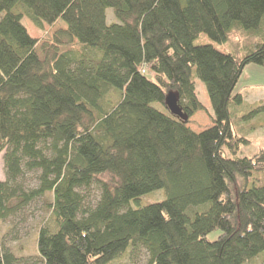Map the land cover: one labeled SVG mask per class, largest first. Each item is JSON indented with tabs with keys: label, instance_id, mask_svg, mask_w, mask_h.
Returning a JSON list of instances; mask_svg holds the SVG:
<instances>
[{
	"label": "trees",
	"instance_id": "1",
	"mask_svg": "<svg viewBox=\"0 0 264 264\" xmlns=\"http://www.w3.org/2000/svg\"><path fill=\"white\" fill-rule=\"evenodd\" d=\"M25 17L53 30L34 38ZM202 35L229 51L196 45ZM250 65L264 68V0H0V221L49 194L35 246L43 264L255 260L264 151L242 156L250 141L231 121ZM200 112L211 125L195 132ZM26 172L40 173L39 187H11ZM103 175L89 205L84 192ZM160 190L165 200L140 206ZM17 261L0 241V264Z\"/></svg>",
	"mask_w": 264,
	"mask_h": 264
},
{
	"label": "rangeland",
	"instance_id": "2",
	"mask_svg": "<svg viewBox=\"0 0 264 264\" xmlns=\"http://www.w3.org/2000/svg\"><path fill=\"white\" fill-rule=\"evenodd\" d=\"M107 22L111 24L115 22L114 14L111 9L107 10ZM23 25L34 38L42 39L46 34L53 30V27L44 24L43 28L38 27L29 17L23 19ZM58 27L65 28L64 22H59ZM196 45H212L222 52H228L227 46H222L212 41L208 36L202 35L196 42ZM255 66V65H250ZM261 68L259 66H255ZM262 69V68H261ZM264 69V68H263ZM250 84H263L264 75L251 77ZM259 81L260 83H257ZM243 80L236 88L234 95L242 94L244 103L240 107L231 109L232 127L236 135L244 137L250 141L248 146L241 149V155L251 158L261 150L264 151V89L259 87H251L245 90ZM262 86V85H261ZM196 90L200 101L207 108L208 112L213 115V108L203 82L196 79ZM245 90V91H244ZM211 122L205 112L195 115L190 123V128L195 132H201L207 129ZM4 154L0 155V182L7 180V171L4 161ZM38 172H26L17 181V185H12L14 189L20 187L22 191H31L39 187ZM91 187L90 190L84 192L88 197L89 205H94L100 197L99 181L107 182L111 179L110 175L100 176ZM16 186V187H15ZM164 191H155L145 195L140 200V206H147L152 203L165 200ZM52 198L49 194L33 201L14 215L5 220L0 221V241L7 251L12 253L18 260V264H43L41 258L37 256L35 250L37 236L39 230L45 226L50 215L49 205ZM15 204V202H13ZM137 207V205L135 206ZM219 236V232H214L209 236L210 240H214ZM148 258L145 255H138L127 260L124 264H147ZM247 264H264V253L260 254L255 260L249 261Z\"/></svg>",
	"mask_w": 264,
	"mask_h": 264
},
{
	"label": "crops",
	"instance_id": "3",
	"mask_svg": "<svg viewBox=\"0 0 264 264\" xmlns=\"http://www.w3.org/2000/svg\"><path fill=\"white\" fill-rule=\"evenodd\" d=\"M254 75H261L263 76L264 75V69L262 68H258V67H255V66H248L246 69H245V72L241 78V80H243V84H244V89L247 90V89H250L251 87H259L261 89H264V85L263 84H250L249 81L252 80L251 77H254ZM240 80V82H241ZM257 83H260L259 81H257ZM240 85V84H239ZM262 85V86H261ZM244 90V91H245ZM245 99V98H244Z\"/></svg>",
	"mask_w": 264,
	"mask_h": 264
},
{
	"label": "water",
	"instance_id": "4",
	"mask_svg": "<svg viewBox=\"0 0 264 264\" xmlns=\"http://www.w3.org/2000/svg\"><path fill=\"white\" fill-rule=\"evenodd\" d=\"M167 106L171 110L172 114H174L180 118L183 117L182 111L179 108L177 101L172 94L168 95V97H167Z\"/></svg>",
	"mask_w": 264,
	"mask_h": 264
}]
</instances>
